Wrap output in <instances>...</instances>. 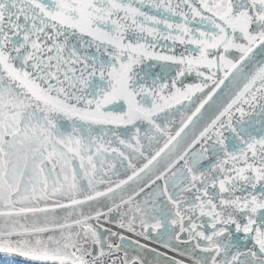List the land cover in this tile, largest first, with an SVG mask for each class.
I'll return each instance as SVG.
<instances>
[{"label":"snow or ice","instance_id":"snow-or-ice-1","mask_svg":"<svg viewBox=\"0 0 264 264\" xmlns=\"http://www.w3.org/2000/svg\"><path fill=\"white\" fill-rule=\"evenodd\" d=\"M2 264H264V0H0Z\"/></svg>","mask_w":264,"mask_h":264},{"label":"trees","instance_id":"trees-1","mask_svg":"<svg viewBox=\"0 0 264 264\" xmlns=\"http://www.w3.org/2000/svg\"><path fill=\"white\" fill-rule=\"evenodd\" d=\"M2 262V261H1Z\"/></svg>","mask_w":264,"mask_h":264}]
</instances>
